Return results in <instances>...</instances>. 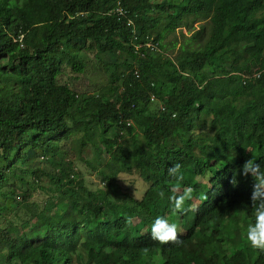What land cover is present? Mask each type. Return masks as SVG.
Masks as SVG:
<instances>
[{"label":"trees","instance_id":"obj_1","mask_svg":"<svg viewBox=\"0 0 264 264\" xmlns=\"http://www.w3.org/2000/svg\"><path fill=\"white\" fill-rule=\"evenodd\" d=\"M178 27L190 35L180 32L176 54L165 56V33ZM86 43L97 58L126 54L120 67L105 64L109 81L97 96L57 80L65 65L84 71ZM254 67L260 77L245 78ZM111 128L129 133L128 148L106 136ZM76 133L78 153L93 144L109 155L93 166L104 185L64 180L67 167L55 159L63 169L49 177L65 207L44 216L49 201L34 214L38 226L17 236L1 230L0 264H72L78 246L97 264H264L244 237L254 181L240 174L252 157L264 164V0H0V199L15 200L17 187L5 189L10 176H40L17 162L37 149L45 158ZM176 162L185 175L179 191L194 189L181 214L158 196L177 184L167 173ZM133 167L149 183L143 196L113 199L118 174ZM157 215L177 224L178 239L151 237Z\"/></svg>","mask_w":264,"mask_h":264},{"label":"rangeland","instance_id":"obj_2","mask_svg":"<svg viewBox=\"0 0 264 264\" xmlns=\"http://www.w3.org/2000/svg\"><path fill=\"white\" fill-rule=\"evenodd\" d=\"M150 1L153 2L155 0ZM148 15L157 17L159 13L158 11L151 12L150 10ZM194 26L195 29H197L198 22H196ZM159 27H162L161 23ZM180 32L187 34L185 28H176L175 32L165 33V37L162 40L165 48L160 51L161 53L165 56H174L176 54L177 48L181 42L179 37ZM174 39H177V43L172 47L171 42ZM139 42L140 40H137V43ZM133 43L136 44L135 42ZM81 52L82 58L85 61L84 71L82 73H75L71 70L70 66L65 65L63 66L62 73L58 76L57 80L61 84L68 85L79 94L83 93L86 95L97 96L99 92L106 88L109 81V71L105 68V64L108 63L109 65H112L116 63L119 65L118 67H120L126 54L120 52L116 53L115 56L104 55L97 58L94 54V50L89 47V43L88 45L86 43L81 47ZM112 100H114V97H112ZM157 107L158 104L153 102V113L159 112L155 110ZM201 118L202 117H199V120H201ZM207 121H209V118H207ZM207 130L210 131L208 127ZM178 132L180 133V130H178ZM195 132L199 131L196 129ZM106 136L110 139L116 137L119 144L125 148L129 147V133L122 128H111ZM142 137V134L138 133L137 140H140ZM78 143L79 140L76 133V135H71L69 139H62L56 143L52 147V151L48 153L45 158L43 157V150L37 149L34 153L30 154L26 162H17V168L28 169V167H31L33 169H38L40 176L38 179L35 178L34 180L32 174H20L17 173L18 170H16L17 176H22L27 183H22L18 178H14V176H10L7 179L5 182V189L8 190L11 187H17V189H15L17 194L14 197V201L10 197H8V200L3 198L0 199V206H6V209L0 213V232L3 229L8 231L13 228V233L11 232V235L17 236L24 231L30 230L31 226H38L39 221L34 214L42 212L45 204L52 200L54 206L48 211H44V216L48 215L54 218L61 214L60 208L63 209L65 207L66 200L57 197V185L55 179L52 181L49 177V174H54L55 176L60 173V169H63L57 167V163L54 161L57 158H59L61 163H64V166L67 167V169H64V180H67L68 178H73L75 180L81 179L84 185L91 190L101 188L102 185H104L93 166L99 169L102 164L107 162L109 155L104 149L102 151H95L93 144L83 146L81 152L78 153L76 147ZM140 144H142V141ZM111 150H113V147ZM42 171L45 172L44 176L41 173ZM117 183L118 186L109 190L112 198L119 199L120 201H127L129 203H131V200L140 199L147 186V183L142 180L138 174V169L135 167L130 171H121L117 176ZM10 191L12 190H9L8 192ZM24 194L25 196H22ZM71 256L72 264H97L95 261L88 260L87 250L82 246L76 247Z\"/></svg>","mask_w":264,"mask_h":264},{"label":"clouds","instance_id":"obj_3","mask_svg":"<svg viewBox=\"0 0 264 264\" xmlns=\"http://www.w3.org/2000/svg\"><path fill=\"white\" fill-rule=\"evenodd\" d=\"M129 22L130 20L128 21V23ZM186 35H189V33L187 32ZM147 46L153 49L154 47H157V42L152 41V38H150ZM261 72H263V70H257V68L254 67L251 69V73H245L243 75L247 79H254L257 77L259 78ZM138 75L139 74L135 76L138 77ZM149 102L150 104L156 102L158 104V108H160V105H162V103L152 93L150 94ZM125 123L129 126L132 124V121L128 119L125 120ZM167 173L170 177L175 179L177 184L173 187L172 192L167 194L164 189H160L158 192V196L163 199L167 195V201L170 203L173 211L177 214L184 213L189 210L186 207V201L192 199L194 189L192 186H186L183 188L182 192L179 191V185L185 179L182 165L179 162H176L169 166L167 168ZM240 174L244 176L250 175L252 180L254 181L252 192L250 195L251 205L254 207V218L247 224L244 237L251 248L257 250L258 252L264 253V164L257 163L256 157H252L242 164L240 168ZM231 182L233 185L237 183L235 179H233ZM148 185L149 183H147L146 188L148 187ZM97 189L98 188L94 190ZM150 234L154 240H157L161 243L174 241L178 239L177 224L170 221L168 217L157 215L156 217H154L151 223Z\"/></svg>","mask_w":264,"mask_h":264}]
</instances>
